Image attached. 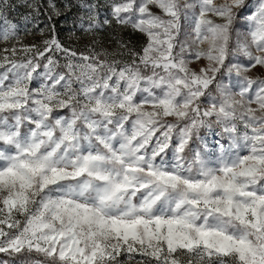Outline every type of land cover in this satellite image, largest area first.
Returning <instances> with one entry per match:
<instances>
[{"label": "snow or ice", "instance_id": "snow-or-ice-1", "mask_svg": "<svg viewBox=\"0 0 264 264\" xmlns=\"http://www.w3.org/2000/svg\"><path fill=\"white\" fill-rule=\"evenodd\" d=\"M14 7L0 0V264H264V79L247 75L264 0H106L103 19L82 4L84 32L146 37L117 41L130 60L54 25L25 45Z\"/></svg>", "mask_w": 264, "mask_h": 264}, {"label": "rangeland", "instance_id": "rangeland-1", "mask_svg": "<svg viewBox=\"0 0 264 264\" xmlns=\"http://www.w3.org/2000/svg\"><path fill=\"white\" fill-rule=\"evenodd\" d=\"M11 4L15 5L14 8L10 9L8 12V19L12 23L17 25V36L20 42L25 45L28 44H39L43 39L47 38L50 35V26L45 19L49 18L48 12V3L49 0H10ZM215 3H222L223 0H214ZM57 7L60 9V15H53L52 18L57 20V28L56 33L59 39L62 41L65 47L76 50L79 52H88L89 49L94 48L97 53L107 52L109 54V58H116L120 60H128L130 57L127 55L126 51L122 52L121 48L118 46L117 41L122 40L123 32L126 31V28L119 27L115 24L111 26H105L101 30L95 33H86L81 28V17L84 16L86 19L87 13L83 8H81L82 4H99L100 5V13L104 14L106 0H55ZM28 4H38L42 5L40 8L39 14H36L32 11L31 8L27 7ZM67 6V7H66ZM151 10L153 12L159 13V10L155 8V6H151ZM43 16L45 19H43ZM27 17V19H25ZM35 17V18H33ZM104 18V16H102ZM86 26V24H85ZM239 28V25H237ZM131 29V27H127ZM43 29V34L41 30ZM131 34L133 39L137 42L136 51H139L143 44L146 42V37L139 33L133 32L131 29ZM181 39H185V36L182 34ZM235 39V36L233 37ZM13 40L8 45L11 46V43H15ZM5 45L0 43V48H3ZM179 51V48H177ZM103 59V55L101 56ZM243 60L244 58L241 57ZM207 62L205 60H201L199 62H194L190 64V67L197 69L200 66L205 65ZM247 75L252 78L264 79V68L257 66L256 68L251 69ZM225 83H228V80L225 79ZM39 82H33L31 87H38ZM235 90V89H234ZM213 94L215 92L213 91ZM205 105L207 101H203ZM255 107V105H253ZM66 115L65 113H61ZM171 119V118H169ZM215 125V126H214ZM221 131V127L214 122L213 118V126L212 130L209 131L207 128H202L200 135L204 137V139L209 143L210 146L215 147V141L220 139L217 136V133ZM195 139V138H194ZM223 143H227V139L224 138L222 140ZM200 142L195 141L193 147L199 146ZM246 154V153H242ZM22 219V217H18ZM33 260L40 259L43 260V257H34ZM136 259H140L139 256ZM121 264L127 260L126 256L120 257ZM17 264H20L17 261Z\"/></svg>", "mask_w": 264, "mask_h": 264}, {"label": "trees", "instance_id": "trees-1", "mask_svg": "<svg viewBox=\"0 0 264 264\" xmlns=\"http://www.w3.org/2000/svg\"><path fill=\"white\" fill-rule=\"evenodd\" d=\"M102 16H103V14L100 13V19H103ZM43 19H45L44 16H43ZM45 21L48 22V24H49V26H50V29L52 28L53 25L55 26V28L58 27V26H57V23H58V22H57V20L54 19V18H52L51 20H49V18L47 17V18L45 19ZM122 40L128 42L130 48L136 49V47H137V42H136V40L133 39V37H132L131 29L126 28V31L123 32ZM121 51L124 52L125 50L122 49ZM130 59H131V57L128 58V60H130ZM65 114H66V112H65ZM214 126H215V125H214ZM201 130H202V129H201ZM201 130H200V132H201ZM34 257H36V256L33 255L32 258H34ZM21 259H22V258H17V261L20 262Z\"/></svg>", "mask_w": 264, "mask_h": 264}]
</instances>
